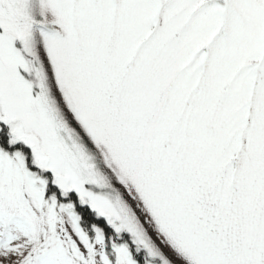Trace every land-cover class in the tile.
Segmentation results:
<instances>
[{"label": "snow or ice", "instance_id": "obj_1", "mask_svg": "<svg viewBox=\"0 0 264 264\" xmlns=\"http://www.w3.org/2000/svg\"><path fill=\"white\" fill-rule=\"evenodd\" d=\"M0 264H264V0H0Z\"/></svg>", "mask_w": 264, "mask_h": 264}]
</instances>
